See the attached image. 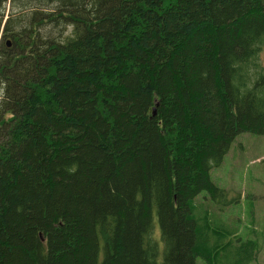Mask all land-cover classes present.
Listing matches in <instances>:
<instances>
[{
	"label": "trees",
	"instance_id": "obj_1",
	"mask_svg": "<svg viewBox=\"0 0 264 264\" xmlns=\"http://www.w3.org/2000/svg\"><path fill=\"white\" fill-rule=\"evenodd\" d=\"M241 132L264 0H0V264H248L196 201H237L210 170Z\"/></svg>",
	"mask_w": 264,
	"mask_h": 264
},
{
	"label": "rangeland",
	"instance_id": "obj_2",
	"mask_svg": "<svg viewBox=\"0 0 264 264\" xmlns=\"http://www.w3.org/2000/svg\"><path fill=\"white\" fill-rule=\"evenodd\" d=\"M8 10L17 12L16 7L6 4V13ZM210 179L237 201L220 210L221 206L203 197L204 193L196 201L205 210L207 206L210 220L213 218L226 225L224 230L231 228L236 238L252 241L254 255L248 264H264V134L241 132L236 135L221 164L210 170ZM196 263L203 264L199 259Z\"/></svg>",
	"mask_w": 264,
	"mask_h": 264
}]
</instances>
